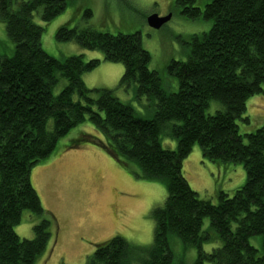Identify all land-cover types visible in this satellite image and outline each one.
Listing matches in <instances>:
<instances>
[{
	"label": "trees",
	"instance_id": "1",
	"mask_svg": "<svg viewBox=\"0 0 264 264\" xmlns=\"http://www.w3.org/2000/svg\"><path fill=\"white\" fill-rule=\"evenodd\" d=\"M178 1L184 16L203 15L212 26L193 35L187 60L167 65L179 82L175 92L167 91L159 71L150 67L152 56L139 33L114 35L66 24L57 31L59 40H74L102 51L107 61L123 63L118 87L127 90L137 84L138 96L145 95L154 108L148 118L114 89L87 88L82 75L96 68L99 59L74 55L59 60L44 49V27L34 16L50 21L68 0H0V19L14 42L13 53L0 56V264H36L47 249L52 222L31 170L87 120L101 138L83 132L70 148L89 141L115 158L134 160L144 178L165 183L167 197L153 211L155 233L149 248L115 235L98 243L86 264H172L171 234L196 247L195 264H264V126L245 134L244 142L237 122L249 98L264 95V0H206L202 7L198 0ZM58 73L68 83L55 94ZM214 100L223 108L209 114ZM164 133L176 139V149L163 147ZM196 143L207 160L244 166L246 182L233 196L220 191L215 204L190 186L183 161ZM25 210L41 218L31 239L15 231ZM205 218L210 219L207 229ZM213 240L220 245L206 251L204 243Z\"/></svg>",
	"mask_w": 264,
	"mask_h": 264
},
{
	"label": "rangeland",
	"instance_id": "2",
	"mask_svg": "<svg viewBox=\"0 0 264 264\" xmlns=\"http://www.w3.org/2000/svg\"><path fill=\"white\" fill-rule=\"evenodd\" d=\"M20 2L21 0H15ZM206 0H198L202 7ZM182 1L178 0H68L63 12L50 21L39 15L34 21L44 27L42 45L59 60L74 55L85 61L99 59V65L83 73L82 78L89 89H114L116 95L134 107L138 114L152 117L154 108L145 95L137 94V84L129 89L118 87L125 67L121 62L104 59L103 52L83 47L74 40H59L58 29L63 25L82 30L93 27L111 34L139 33L145 49L151 56L150 67L159 71L163 87L169 92L179 88L167 65L172 60H187L189 42L193 35L210 30L212 21L203 15L188 18L182 14ZM171 19L161 28L148 25L152 13ZM14 51V42L8 37L4 22L0 19V56H9ZM59 82L54 88L58 94L68 79L58 73ZM264 87V83H263ZM79 98L78 95L75 96ZM222 104L211 101L208 113L221 110ZM244 142L245 134L264 126V95L251 96L243 119L237 121ZM83 132L101 138L100 133L87 120L62 137L54 153L35 164L31 181L37 190L45 215L51 220V239L45 252L36 264H86L98 243L115 235L125 238L135 246L149 248L154 240L155 219L153 211L164 204L167 187L158 179H147L134 160L115 158L106 149L93 142H83L78 148H70L74 139ZM164 148L176 149V139L161 135ZM183 173L190 186L200 197L218 203L219 192L233 196L247 179L244 166L239 163L210 161L203 157L196 143L183 161ZM41 218L25 210L22 220L15 226L21 238L34 237V226ZM210 226L205 218L204 229ZM169 244L173 252L172 264H195L197 249L184 244L177 235L171 234ZM258 246V239L253 240ZM220 245L218 240L204 243L210 252ZM212 264V263H207Z\"/></svg>",
	"mask_w": 264,
	"mask_h": 264
},
{
	"label": "water",
	"instance_id": "3",
	"mask_svg": "<svg viewBox=\"0 0 264 264\" xmlns=\"http://www.w3.org/2000/svg\"><path fill=\"white\" fill-rule=\"evenodd\" d=\"M171 16L172 14L160 16L157 13H152L147 17V23L150 27L159 29L171 19Z\"/></svg>",
	"mask_w": 264,
	"mask_h": 264
},
{
	"label": "flooded vegetation",
	"instance_id": "4",
	"mask_svg": "<svg viewBox=\"0 0 264 264\" xmlns=\"http://www.w3.org/2000/svg\"><path fill=\"white\" fill-rule=\"evenodd\" d=\"M169 14H172L173 15V12L170 11Z\"/></svg>",
	"mask_w": 264,
	"mask_h": 264
}]
</instances>
